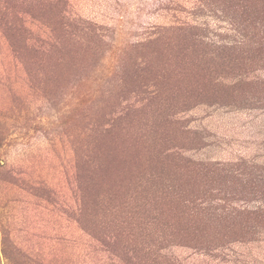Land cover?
<instances>
[{
	"label": "rangeland",
	"instance_id": "1",
	"mask_svg": "<svg viewBox=\"0 0 264 264\" xmlns=\"http://www.w3.org/2000/svg\"><path fill=\"white\" fill-rule=\"evenodd\" d=\"M0 264H264V0H0Z\"/></svg>",
	"mask_w": 264,
	"mask_h": 264
}]
</instances>
